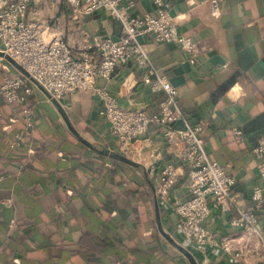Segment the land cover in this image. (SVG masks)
Listing matches in <instances>:
<instances>
[{
	"label": "crops",
	"instance_id": "1",
	"mask_svg": "<svg viewBox=\"0 0 264 264\" xmlns=\"http://www.w3.org/2000/svg\"><path fill=\"white\" fill-rule=\"evenodd\" d=\"M131 16L154 13L152 0H132ZM177 31L196 42L195 61L176 43L142 36L156 68L177 87L187 118L206 125L201 133L209 157L235 176L238 203L247 206L260 184L252 148L264 139V0H164ZM25 19L49 22L48 36H61L73 56L99 61L92 37L117 36L120 23L103 9L78 13L65 0H31ZM144 67L117 66L92 88L50 99L39 85L24 103L0 97V264H264V208L258 234L230 225L232 214L215 204L204 225L214 240L228 235L232 251L196 244L179 228L173 203L190 196L187 172L170 189V202L155 195L158 172L179 163L168 154L162 127L150 123L129 158L100 114L101 92L125 108L157 110L163 97L141 80ZM19 67L0 53V83ZM33 110L24 129L22 108ZM240 128L236 135L234 129ZM20 140L14 143L15 134Z\"/></svg>",
	"mask_w": 264,
	"mask_h": 264
},
{
	"label": "built area",
	"instance_id": "2",
	"mask_svg": "<svg viewBox=\"0 0 264 264\" xmlns=\"http://www.w3.org/2000/svg\"><path fill=\"white\" fill-rule=\"evenodd\" d=\"M65 1L78 13L106 10L120 23V33L115 37H92V46L100 57L98 62L76 58L61 36H48V21L25 19L31 0H0V53L19 67L18 74L3 77L0 83L2 101L6 104L26 102L32 93L29 83L41 86L50 99L59 100L77 90L94 87L96 77L109 79L117 66L132 63L144 67L142 82L149 84L153 91L163 93L157 110L147 112L143 108L121 107L109 94L101 92L103 107L100 114L108 122L110 132L119 140L122 151L129 158L137 159L141 149L139 137L150 123L161 126L168 154L176 157L179 163L167 162L157 169L155 161H149L147 171L151 175L158 172L154 192L164 203L171 201V187L184 171L187 172L190 196L173 203L181 232L198 245L214 242L225 251H232L228 235L217 242L204 225L210 205L215 204L223 213L232 214L230 225L233 228H241L248 236L258 234V211L264 208V139L252 148L259 162L260 184L252 188L250 203L241 206L231 191L235 176L211 159L205 150L201 133L206 124L187 118L178 104L177 87L156 68L144 50L142 36L155 43H176L189 54L190 62L195 61L196 42L189 34L177 31L167 3L152 0L154 13L131 16L128 10L133 5L132 0ZM210 7L213 13L219 12L218 0H210ZM32 115V108L25 105L22 116L15 119H20L24 129H28ZM234 133L240 135L241 129H234ZM20 137L19 133L15 134V144Z\"/></svg>",
	"mask_w": 264,
	"mask_h": 264
}]
</instances>
